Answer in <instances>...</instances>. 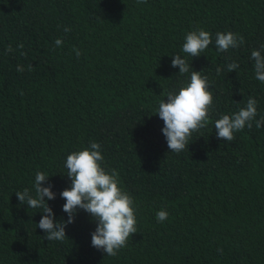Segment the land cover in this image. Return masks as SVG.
<instances>
[{
	"label": "trees",
	"instance_id": "trees-1",
	"mask_svg": "<svg viewBox=\"0 0 264 264\" xmlns=\"http://www.w3.org/2000/svg\"><path fill=\"white\" fill-rule=\"evenodd\" d=\"M199 28L212 43L186 56L185 35ZM228 31L244 43L218 52L216 33ZM262 44L264 0H0V264H264V126L253 122L231 142L214 130L250 97L255 119L264 116L251 59ZM175 54L207 76L213 94L207 127L178 154L168 152L155 114L190 77L171 67ZM230 61L239 68L228 72ZM92 141L134 201L137 233L116 256L91 246L96 223L82 210L63 241L45 240L42 210L15 194H34L35 174L44 172L56 193L48 204L67 220L64 163Z\"/></svg>",
	"mask_w": 264,
	"mask_h": 264
},
{
	"label": "clouds",
	"instance_id": "clouds-1",
	"mask_svg": "<svg viewBox=\"0 0 264 264\" xmlns=\"http://www.w3.org/2000/svg\"><path fill=\"white\" fill-rule=\"evenodd\" d=\"M138 4L147 3V0H137ZM64 32L71 31L65 27ZM212 43L209 31L203 28L194 29L186 33L182 52L186 56L199 57ZM244 37L231 31L217 32L215 47L218 52H227L229 49L240 47ZM63 40L57 38L55 46L61 47ZM24 47L23 43L17 45ZM13 51L9 44L6 52ZM77 58L81 55L79 49H74ZM264 44L259 49L251 51L254 61L255 79L264 83ZM21 55L26 53L21 52ZM171 67L179 68V73L188 75L190 66L181 55H172ZM239 68L236 61L227 64V71L232 72ZM18 72H23L21 65L17 66ZM32 65H29V71ZM217 74L222 69L217 67ZM21 95L23 93L21 92ZM166 99L159 102L156 113L163 121L161 132L166 140L168 152L181 153L188 148L189 140L194 132L207 127L209 114L213 108V94L209 90L207 76L201 71L192 70L187 81L182 82L178 91H167ZM257 101L250 97L246 106L237 112L221 115L214 121L216 137L223 141H233L234 133L242 131L245 127L251 129L253 122L257 128L264 126V116L256 120ZM104 157L101 145L92 141L88 147L73 151L67 155L64 167L70 186L60 192V197L65 201L62 211L67 213V220L59 222L55 218L53 209L48 201L56 198L52 190L53 185L48 182L49 176L37 171L34 178V194L25 188L15 192L21 205L28 208H39L43 213L37 227L44 232L47 241H63L66 235V226L74 223L78 211L87 213L96 223L95 230L91 233V246L104 253V256H116L120 249L127 245L129 237L137 233V219L135 215L132 196L119 186V173L112 169L106 171L102 166ZM46 185V186H45ZM156 220L163 223L168 218V212L161 209L156 212Z\"/></svg>",
	"mask_w": 264,
	"mask_h": 264
}]
</instances>
